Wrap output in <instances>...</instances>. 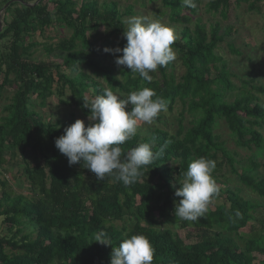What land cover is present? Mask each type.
Masks as SVG:
<instances>
[{"label":"trees","instance_id":"16d2710c","mask_svg":"<svg viewBox=\"0 0 264 264\" xmlns=\"http://www.w3.org/2000/svg\"><path fill=\"white\" fill-rule=\"evenodd\" d=\"M146 1H160L163 10H156L155 18L168 17L171 24L181 27V39L176 38L172 45L185 70L180 79L175 74L176 60L151 72L153 80L146 83L138 75L133 78L125 66L115 64L122 53L112 54L109 64L101 59L102 52L95 41H90L89 32L104 28L109 33L107 44L109 38H115L116 47L123 48L127 43L123 36L127 26L116 2L102 8L93 0H82L80 6L78 0L0 2V12L9 5L4 14L10 18L4 22L0 42L13 38L11 54L0 58V71H4L0 98L7 85L16 89L0 122V168L7 166L8 155L19 152L23 176L33 195H13L0 177V218L4 219L5 231L4 235L0 233V264H110L112 248L119 245L125 233L143 234L149 239L155 249L153 264H264V235L255 228L250 236L241 233L260 204L241 197V190L220 189L218 196H224L227 205L208 208L197 221L174 216L175 202L180 199L174 195L175 190L189 162L200 156L216 161L214 171L227 165L241 186L264 200V180L255 175L260 164L250 160L239 172L235 155L216 135L223 122L238 148L264 152V106L250 93L251 82L242 81L248 91L237 95L240 90L218 56L221 45L233 32L229 25L234 22L236 9L247 5L248 10L263 14V0H211L208 11L219 15L221 22L209 29L200 21L193 29L189 27L200 0H195V8L185 7L182 0H137L143 6ZM49 5L54 7L52 12ZM126 14L134 15L133 8ZM60 23L72 33L58 46L65 54L62 61L58 65L32 61L29 47L20 45ZM227 47L238 55L229 43ZM46 51L53 52L51 48ZM142 83L167 101V110L155 123L161 124L162 115L177 109L179 117L175 134L154 127L150 135L136 133L120 146L126 154L139 142H152L153 152L160 153L129 187L109 177L98 180L83 168L82 162L69 166L55 140L75 121L45 123L30 103L36 96L44 106L55 95L89 120L90 110L83 106L86 98L103 95L105 88L116 92L118 87L126 96ZM253 89L262 93L258 86ZM229 98L234 100L230 102ZM220 157L223 160L218 162ZM236 210L240 218L235 217ZM125 220L131 222L129 227L116 226ZM27 226L33 228L35 238L25 233ZM180 230L186 232L190 244L182 239ZM101 231L113 245L95 242Z\"/></svg>","mask_w":264,"mask_h":264},{"label":"clouds","instance_id":"9594fccd","mask_svg":"<svg viewBox=\"0 0 264 264\" xmlns=\"http://www.w3.org/2000/svg\"><path fill=\"white\" fill-rule=\"evenodd\" d=\"M185 7L195 8V0H182ZM126 45L123 48H105L106 53H122L115 59L117 66H125L146 83H151V72L166 67L176 60L172 45L176 39L174 29L158 18L133 16L123 31ZM105 88L103 95L86 98L83 106L90 110L88 126L81 119L63 129L56 138L55 146L69 166L82 162L83 168L95 174L98 180L105 177L122 182L129 187L143 176L142 169L151 165L160 156L154 153L152 142H139L126 154L120 147L137 133L141 123L151 125L162 111L167 110V101L144 83L137 90L125 94ZM129 105L131 108L129 110ZM163 151V149H161ZM216 161L205 156L191 160L180 187L174 195V216L182 221H197L208 211L210 200L219 195L220 188L212 173ZM241 213L236 210L235 217ZM229 219H232L229 214ZM101 231L95 242L111 244ZM155 249L143 234H124L118 246H113L110 264H153Z\"/></svg>","mask_w":264,"mask_h":264},{"label":"rangeland","instance_id":"374dc122","mask_svg":"<svg viewBox=\"0 0 264 264\" xmlns=\"http://www.w3.org/2000/svg\"><path fill=\"white\" fill-rule=\"evenodd\" d=\"M93 1H97L100 8L104 7L105 4H108L110 2H116L118 4L119 13L123 16L122 20L126 24V26L127 21L130 17L148 16L155 18L156 10H163L162 3L160 1L153 3H149L148 1H146L145 6H143L141 2H137V0ZM210 1L211 0H200V4L197 6L198 11L193 16L192 24L191 26H189L190 29H193L195 23H197L198 21H200L201 24L205 25L207 29H209L210 26L214 23L221 22V18L219 17V15H213L212 13H209L208 4ZM263 3L264 0L260 2V5H263ZM81 4L82 0H78V5L80 6ZM130 7L133 8L134 15L126 14L127 10ZM53 8L54 7L49 5L50 12L53 11ZM0 19L2 18L0 17ZM233 19L234 22L230 23L229 25L232 27L233 32L230 37L227 38L226 43L221 45L220 50L218 51V56H220L222 60L227 64L228 71L232 75L231 81L236 86V88L240 90L237 95L241 94L244 91H248V88H243L242 81L251 82L252 88L249 87L250 93L252 92L253 94H255V97L258 99L257 101H259V103L264 106V13L261 14L255 11H250L248 10L247 5H242V7L236 9ZM161 21L174 29L176 38L178 40L181 39L180 26L171 24L168 20V17L161 19ZM2 26L3 29L6 28L4 24H2ZM226 26L227 25L223 24L224 28H226ZM71 34V31L66 29L63 23H60V25H57L54 28L47 29L43 34L36 33L32 37L27 38V40L20 46L29 47V57L32 61H49L55 65H58L65 55L61 50L58 49V46L64 40H68L71 37ZM108 35L109 33L107 30H105L104 28H100L97 31L89 32L88 37L91 42L95 41L97 43V47L100 48L99 50H101L102 52L101 59L105 63L109 64L111 63L110 57L112 53H106L104 49L106 47L112 49L116 48V40L115 38H109L110 42L109 44H107L106 41L108 39ZM227 43H229L235 49L238 55L230 52L227 47ZM12 46V37H8L0 42V58L2 56H5L6 54H11ZM46 48H51L53 52L47 53ZM176 62L175 74L177 79H180L184 75L185 70L183 69L180 62H178L177 55ZM3 74L4 71H0V84L3 82ZM256 86H258L262 90V93H259L258 91L253 89ZM15 90L16 89L12 86L7 85L2 93V96L0 98V122L2 117L6 116V114L4 113V108L11 105ZM90 93H92V90H90ZM233 100V98H229L230 102H232ZM30 103L34 107V110L40 114L45 123L65 124L71 120L75 121L77 119H81L85 123L90 122L81 115V112L78 108L64 105L55 95L47 99L44 102V106L41 105V100L36 99V96L31 98ZM178 113L179 110L177 109L172 114L166 113L165 115H162L163 121L161 122V124L159 122H153L151 125L141 123L137 129V133L142 134V136L150 135L153 128L158 127L165 128L171 134H175L177 132L176 120L179 117ZM187 119H189V117H187ZM262 134L264 136V128L262 130ZM216 135H218L221 140L225 142L226 149L235 155L236 161L238 162L236 163L235 167L239 172L249 164L250 160H254L261 166V168L256 172L255 175L258 179L264 180V152L260 154L256 151V149L248 150L238 148L231 139L230 133L223 122L218 125ZM221 160L223 159L220 157V160L218 162H220ZM7 163L8 164L5 168H0V177L8 183L11 190L10 192L13 195H21L27 198H33L32 192L25 181V177L23 176V164L19 152L16 154L8 155ZM212 175L216 183H218L220 189L225 188L232 191L241 190L242 194L240 196L244 199L258 201L260 207L253 213L254 219L249 221L247 227L241 230V233H243V236H250V232L255 228V230L260 231L261 234L264 235V200L259 199L257 195L241 186L238 177L230 172V168H228L227 165L222 166L220 169L214 171ZM1 192L2 190L0 188V199L2 197ZM224 204H226L225 197L216 196L210 200L208 208H210V210H215L216 208ZM3 220V218H0V233L2 235L5 234L2 225ZM130 225L131 222L125 220L124 222L117 223L116 226L119 228H123L124 226L129 227ZM25 233L32 234V236L35 238L36 234L33 233V228L31 226H27ZM179 234L187 244H190V242L186 240L185 231L180 230ZM262 259L263 258H261V260ZM254 264H259V262H256Z\"/></svg>","mask_w":264,"mask_h":264},{"label":"crops","instance_id":"0c3cea01","mask_svg":"<svg viewBox=\"0 0 264 264\" xmlns=\"http://www.w3.org/2000/svg\"><path fill=\"white\" fill-rule=\"evenodd\" d=\"M1 1H3V0H1ZM8 6L9 5H6V6H4V8L1 10V12H0V17L2 18V19H0V24H4V22H5V20H6V22H8L9 21V15H5L4 14V12L6 11V9L8 8ZM4 20V21H3Z\"/></svg>","mask_w":264,"mask_h":264},{"label":"water","instance_id":"95a60500","mask_svg":"<svg viewBox=\"0 0 264 264\" xmlns=\"http://www.w3.org/2000/svg\"><path fill=\"white\" fill-rule=\"evenodd\" d=\"M2 31H3V26H2V24H0V34L2 33Z\"/></svg>","mask_w":264,"mask_h":264}]
</instances>
